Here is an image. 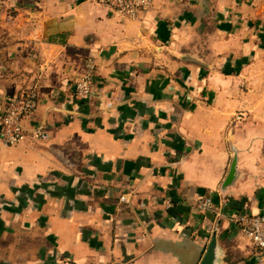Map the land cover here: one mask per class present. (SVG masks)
<instances>
[{"label":"crops","instance_id":"obj_1","mask_svg":"<svg viewBox=\"0 0 264 264\" xmlns=\"http://www.w3.org/2000/svg\"><path fill=\"white\" fill-rule=\"evenodd\" d=\"M88 61L93 94L76 99ZM25 89L22 126L47 140L0 143V264H199L217 221L221 246L256 264L226 216L264 214V196L217 190L228 127L264 134V0H154L135 20L93 0H0V126Z\"/></svg>","mask_w":264,"mask_h":264},{"label":"built area","instance_id":"obj_2","mask_svg":"<svg viewBox=\"0 0 264 264\" xmlns=\"http://www.w3.org/2000/svg\"><path fill=\"white\" fill-rule=\"evenodd\" d=\"M96 4L109 8L120 18L135 20L147 12L154 0H93ZM96 65L88 61L84 72L73 84V97L82 99L93 94ZM37 93L32 89L17 92L7 102L0 126V143L10 147L22 143L30 135L34 141L45 142L47 136L41 131L27 132L22 126L24 118L32 114L36 107ZM198 211L217 213V207L209 198H204L196 205ZM229 227L241 234L251 244L256 264H264V214L233 212L226 216Z\"/></svg>","mask_w":264,"mask_h":264},{"label":"water","instance_id":"obj_3","mask_svg":"<svg viewBox=\"0 0 264 264\" xmlns=\"http://www.w3.org/2000/svg\"><path fill=\"white\" fill-rule=\"evenodd\" d=\"M173 57L206 69L212 67L205 57L196 53H176ZM225 144L230 160L218 186L220 200H238L254 193L264 196V134L231 125L225 134ZM51 151L64 164L70 163L63 151L55 148ZM221 233V222L217 221L199 264H228L221 246Z\"/></svg>","mask_w":264,"mask_h":264},{"label":"rangeland","instance_id":"obj_4","mask_svg":"<svg viewBox=\"0 0 264 264\" xmlns=\"http://www.w3.org/2000/svg\"><path fill=\"white\" fill-rule=\"evenodd\" d=\"M222 247H223L224 252H225V260L228 264H232V263L238 264L239 260H237V259H239V258L243 259L240 261V264L246 263L245 262L246 259H245L244 255L242 254L243 253L242 250H236L233 245H227V244H222ZM241 251H242V253H240ZM250 255H252V253Z\"/></svg>","mask_w":264,"mask_h":264}]
</instances>
